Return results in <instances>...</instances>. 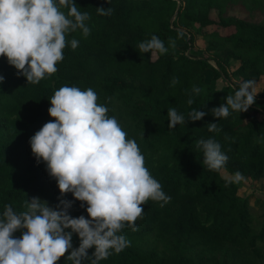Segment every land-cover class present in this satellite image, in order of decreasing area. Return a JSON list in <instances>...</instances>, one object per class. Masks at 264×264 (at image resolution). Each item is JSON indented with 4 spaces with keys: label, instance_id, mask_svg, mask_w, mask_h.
<instances>
[{
    "label": "trees",
    "instance_id": "trees-1",
    "mask_svg": "<svg viewBox=\"0 0 264 264\" xmlns=\"http://www.w3.org/2000/svg\"><path fill=\"white\" fill-rule=\"evenodd\" d=\"M75 2L89 13L90 33L69 34L67 39H77L78 46L63 50L55 73L27 84L0 56V209L8 203L23 210L25 199L33 196L57 203L55 180L43 162L36 163L28 141L54 119L47 109L55 89L91 87L107 114L136 140L146 167L170 197L163 206L148 200L135 221L137 230H122L129 246L99 264H264V218L254 225L247 198L223 175L239 172L249 182L264 179V92L241 113L216 118L210 111L225 102L240 80L251 74L264 78V0ZM96 7L113 11L103 16ZM153 34L164 41L166 53L138 49ZM197 35L206 40L198 55ZM193 85L201 92L192 95L189 105ZM168 107L186 118L191 108L206 114L168 129ZM208 122H217L218 130L208 131ZM209 136L228 156L219 172L203 165L196 143ZM65 198L73 199L70 193ZM69 211L87 217L79 201ZM72 243L78 246L75 234ZM56 264L69 262L61 257Z\"/></svg>",
    "mask_w": 264,
    "mask_h": 264
},
{
    "label": "clouds",
    "instance_id": "clouds-1",
    "mask_svg": "<svg viewBox=\"0 0 264 264\" xmlns=\"http://www.w3.org/2000/svg\"><path fill=\"white\" fill-rule=\"evenodd\" d=\"M95 9L103 16L113 11L111 7ZM88 20L89 13L81 11L75 0H0V56L17 70L16 75L26 78L27 84H37L57 71L67 46H78L77 39H67L70 33L89 35ZM138 49L143 53L168 51L155 34L141 41ZM3 80L0 75V82ZM170 83L175 85L177 78L172 77ZM255 87L251 79L240 80L234 92L224 97L225 102L210 110L211 115L226 118L231 112L247 110L254 103ZM200 92L193 85L187 104H193L192 95ZM48 100L47 113L54 119L43 123L28 143L36 163L43 162L46 173L55 180L58 201L50 205L33 196L25 199L20 211L11 204L3 205L0 264H56L61 257L69 264H99L129 246L122 230H137L135 221L142 218L148 200L163 206L170 197L146 167L136 140L115 116L107 114L105 104L97 102L93 88L65 84ZM205 114L191 108L186 118L175 107H168L167 127L200 120ZM207 128L218 130L217 122H208ZM196 143L209 170L219 172L226 165L228 156L217 139L209 136ZM240 178L236 172L234 179ZM66 193L73 199L65 198ZM75 201L87 217L70 214ZM73 234L79 240L77 247H73Z\"/></svg>",
    "mask_w": 264,
    "mask_h": 264
},
{
    "label": "rangeland",
    "instance_id": "rangeland-1",
    "mask_svg": "<svg viewBox=\"0 0 264 264\" xmlns=\"http://www.w3.org/2000/svg\"><path fill=\"white\" fill-rule=\"evenodd\" d=\"M214 18V13L212 15ZM205 32H210L206 30ZM206 46V40L203 37L196 36L195 48L197 50L196 55L200 53V50ZM188 53V52H187ZM224 52L222 55L224 56ZM156 55H152V59H155ZM236 63L232 64L231 69L233 70L236 67ZM249 79L256 82L255 91L256 95L264 92V78L251 74ZM255 95V96H256ZM225 178L234 181L239 187L240 196L247 198L251 213L254 215V225H257L264 218V179H261L257 182H249L245 178L241 177L239 180L234 179V175L223 174Z\"/></svg>",
    "mask_w": 264,
    "mask_h": 264
}]
</instances>
